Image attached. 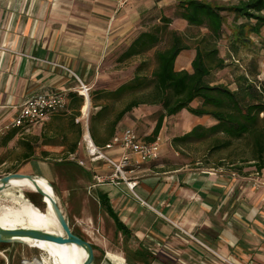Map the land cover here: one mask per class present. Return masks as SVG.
Instances as JSON below:
<instances>
[{
  "label": "crops",
  "instance_id": "crops-1",
  "mask_svg": "<svg viewBox=\"0 0 264 264\" xmlns=\"http://www.w3.org/2000/svg\"><path fill=\"white\" fill-rule=\"evenodd\" d=\"M164 1L0 0V129L12 124L28 97L55 90L71 93L78 85L75 76L86 80L100 55L127 46L139 18ZM182 69L189 70L180 64ZM196 101L191 105L197 106ZM197 117L192 127L215 123L210 116ZM87 131L88 126L68 155L79 154ZM108 152L115 156L117 150ZM90 171L94 181L97 169ZM127 175L136 182L133 190L123 181L106 182L97 184L102 186L97 195H108L147 264H227L221 257L233 264H264V184L256 172L177 166L138 167ZM39 180L53 192L45 179Z\"/></svg>",
  "mask_w": 264,
  "mask_h": 264
},
{
  "label": "rangeland",
  "instance_id": "rangeland-1",
  "mask_svg": "<svg viewBox=\"0 0 264 264\" xmlns=\"http://www.w3.org/2000/svg\"><path fill=\"white\" fill-rule=\"evenodd\" d=\"M178 1L165 0L161 6L148 10L134 25V34L131 41L139 32L150 30L154 25L160 23V17L165 15L172 20L169 28L182 34L185 37L186 43L194 47L197 40L207 33V29L190 26L186 21L180 19L178 17ZM202 1L209 2L212 5L229 6L237 3L239 0ZM223 14L225 16L223 32L217 42V46L220 56L225 59L226 66L221 70H214L208 81L211 84H223L235 90L240 76L244 75L248 78L249 82L258 85L259 81L264 79V28L259 36L250 35L251 43H249V48L240 47L239 54L237 56L233 55L229 51L234 29L232 24L233 15L227 12ZM240 21H243V19H240ZM128 45H121L107 53L104 52V54L99 56L87 79L81 80L88 89V99H85L81 95L83 88H81L80 82L75 77L78 85L71 92L83 98L80 115L75 118V122H79L82 129L86 126L89 127V119L92 112H96L99 109V107L92 108L90 102L95 92L97 90H114L121 84L129 81L135 74L136 67L142 61L147 62L142 72L150 74L155 66V51L166 47L167 43L165 41L159 43L156 48L142 56L133 57L121 62L118 61L119 56ZM194 55L195 51L192 48L182 51L177 59L176 68L178 69L181 64L182 67L188 68L191 71V64H185L184 62L192 59ZM66 93L69 94L70 92L66 91ZM130 98V95L125 96L115 104L113 101H110L111 109L107 116L113 117L114 113ZM86 100L89 101V108L87 114H84L83 106ZM99 102L104 101L100 100ZM196 103L197 101L192 105H196ZM70 105L72 104L69 103L65 119L53 120L55 125H61L67 130H69L67 128V117L73 112ZM161 112L162 108L160 105H140L124 116L117 125V130L121 132L131 127L140 138L144 139L153 130L156 119ZM50 119L51 117L41 124L30 127L29 131L17 132L16 136L5 146L0 144V177L8 173H26L25 171L28 170L30 173L41 175L47 179L54 187L58 203L72 232L90 242L94 247L95 260L93 264H147L142 254L136 251L137 241L134 240L129 232L125 234L119 232L112 217L100 206L97 198L99 194L97 195V192L101 190L102 186H98L96 181H93L91 171L89 170V172L80 167L74 160H70L66 144L75 137V134H69L67 140L50 145H44L42 140L39 139V135L47 127ZM197 119L198 117L187 109L166 117L158 135L161 143L159 158L155 161L141 164L140 168L155 169L183 166L190 169L195 166L214 168L221 166L223 169H230L237 174L255 172L252 165L255 156V146L252 136L245 135L240 139L232 140L228 147L217 150L212 149L215 143L214 136L199 140L192 139L186 142L174 141L175 137H179L190 131ZM261 125V122H258L256 130L259 131ZM10 129L11 125L1 128L0 139ZM218 136L220 138L223 137L220 134ZM26 142H29L31 145V151L27 147ZM80 147L78 158L87 162L88 169H97V174L102 175L112 171V167L106 163L104 166H99L97 163L91 164L88 161L84 145ZM24 152H31V157L26 160L23 159ZM106 152L109 153L108 151ZM117 155L115 156L117 157ZM196 163L199 165H196ZM119 181L123 180L119 179ZM23 193L38 208L42 210L45 208L42 197L38 192L24 190ZM0 197H2V194H0ZM134 197L137 198L135 194ZM189 235H187L188 238L196 245L220 259L219 256L203 247ZM47 258L48 253L35 246L21 243L0 244V260L2 264H47L45 262ZM173 259L171 258L170 260ZM173 261L172 263H175ZM223 262L230 264L224 260Z\"/></svg>",
  "mask_w": 264,
  "mask_h": 264
},
{
  "label": "trees",
  "instance_id": "trees-1",
  "mask_svg": "<svg viewBox=\"0 0 264 264\" xmlns=\"http://www.w3.org/2000/svg\"><path fill=\"white\" fill-rule=\"evenodd\" d=\"M177 7L180 19L190 26L206 28L207 33L197 40L194 47H191L182 34L169 28L172 20L165 15H162L160 23L150 30L139 32L119 56L118 61L142 56L163 41L167 46L155 51V66L150 74L142 72L147 64L146 61H142L129 81L114 90H97L91 97L92 108L99 107L96 112H92L89 119L88 131L93 142L98 146L108 143L120 132L117 130V125L124 116L140 105H160L162 108L153 130L144 137L146 141H154L158 137L166 117L187 109L195 116H210L215 123L210 126L195 125L190 131L175 137L174 141L186 142L214 136L215 143L212 149L217 150L228 147L232 140L240 139L245 135L252 136L255 146L252 165L255 172L264 173V79L259 81L258 85H254L246 76H240L235 90L208 81L214 70H221L226 66L225 59L220 56L217 46L225 21L223 13L233 15L234 29L229 51L237 56L240 47L249 48L250 35L259 36L264 28V0H239L229 6L212 5L202 0H179ZM191 48L195 51L191 61L192 70L176 69L177 57L182 51ZM129 95L131 98L114 113V116L108 117L111 109L110 101L115 104ZM68 97L73 111L67 117L69 130L61 125H55L54 122L66 118L67 107L66 110L50 116L51 119L39 135V139L44 145H50L67 140L69 134H75L68 144L65 143L67 150L74 152L83 134L81 124L75 122V118L80 115L83 98L72 92ZM100 100L104 102H99ZM196 100L199 104L192 106L191 104ZM258 122L262 124L259 131L256 130ZM20 131L24 130L11 128L0 139V144L5 146ZM219 134L223 137L220 138ZM26 145L31 151L29 142H26ZM31 155V152H24L23 159L26 160ZM98 196L100 206L112 217L118 231L122 234L128 233L125 225L115 214L108 195L100 192Z\"/></svg>",
  "mask_w": 264,
  "mask_h": 264
},
{
  "label": "built area",
  "instance_id": "built-area-1",
  "mask_svg": "<svg viewBox=\"0 0 264 264\" xmlns=\"http://www.w3.org/2000/svg\"><path fill=\"white\" fill-rule=\"evenodd\" d=\"M75 77L80 82L81 88H83L86 92V95H84L81 90V95L84 96L85 99L88 98V89L77 76ZM68 103V94L65 90L36 93L25 100L23 106L11 124V128L28 130L32 126L43 123L53 114L66 110ZM83 145L88 156V161L91 164L105 162L108 166L110 165L112 167V171L108 174L100 175L94 172L93 177L96 184L106 182L118 184L119 179H122L131 190H133L136 182L128 179L127 172L140 167L143 163L157 160L161 152L159 137H157L154 141H146L145 139L140 138L131 127L117 133L104 146L96 145L93 142L89 131H87L83 137ZM114 149L117 150V157L114 156V154L109 155L106 152ZM69 156L71 158L70 160H74L80 167H83L86 170H92L88 169L87 162L85 160L78 158V152L70 154ZM256 174L260 178L259 184H264L263 171L256 172ZM138 199L141 200L140 198ZM190 236L203 247L219 256L218 253L202 241L192 235ZM221 259L233 264L228 259H224L223 257H221Z\"/></svg>",
  "mask_w": 264,
  "mask_h": 264
},
{
  "label": "bare ground",
  "instance_id": "bare-ground-1",
  "mask_svg": "<svg viewBox=\"0 0 264 264\" xmlns=\"http://www.w3.org/2000/svg\"><path fill=\"white\" fill-rule=\"evenodd\" d=\"M82 94L86 95L85 90L82 91ZM88 108V100H86L83 106L84 114H87ZM34 178L37 183H34L33 180L12 179L9 187L0 191V194H2V197H0V226L14 228L45 224L46 229L49 231L62 233L61 226L52 212L48 198L41 195L42 201L45 204V208L42 210L27 199L23 193L22 189H32L38 193L42 189L52 194L48 184L43 180H39L45 179L43 176H35ZM45 180L48 182L47 179ZM40 220H45V222L41 223ZM22 240L25 242V245L35 246L46 251L48 253V258L45 261L47 264H80L85 256L84 250L74 244H56L41 240Z\"/></svg>",
  "mask_w": 264,
  "mask_h": 264
},
{
  "label": "water",
  "instance_id": "water-1",
  "mask_svg": "<svg viewBox=\"0 0 264 264\" xmlns=\"http://www.w3.org/2000/svg\"><path fill=\"white\" fill-rule=\"evenodd\" d=\"M88 105H89V101H88ZM35 176H40V175L26 174L20 172L8 173L0 177V191L4 190L5 188H8L12 179L29 178L32 179L34 183H37L36 179L34 178ZM48 183L54 190L52 184L49 181ZM38 194L48 198L52 212L57 222L61 226L62 233L49 231L48 229H46L45 224L42 225L40 224L39 226L33 225L29 227L23 226V227H14V228H5L0 226V244H8V243L25 244V242L22 239H27L28 241L29 240L48 241L56 244H74L81 247L85 252V256L83 260L80 262V264H93L95 260V253L92 244L72 232L66 220V217L58 203L56 195H54L53 192L52 194H49V192H46L45 190L42 189L39 190ZM40 221L41 223L45 222V220H40Z\"/></svg>",
  "mask_w": 264,
  "mask_h": 264
}]
</instances>
